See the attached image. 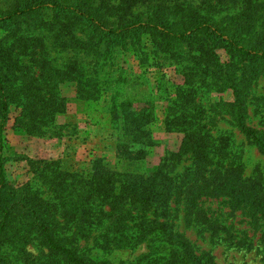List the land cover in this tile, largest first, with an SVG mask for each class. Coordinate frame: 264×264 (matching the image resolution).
Instances as JSON below:
<instances>
[{"label": "trees", "instance_id": "obj_1", "mask_svg": "<svg viewBox=\"0 0 264 264\" xmlns=\"http://www.w3.org/2000/svg\"><path fill=\"white\" fill-rule=\"evenodd\" d=\"M138 1L147 7L137 16L122 5L130 0H14L0 8V25L7 32L0 39V264H105L81 249V242H91L102 252L145 244L149 253L143 264H217L176 230L177 213L182 211L186 223L199 226L212 239L226 233V241L233 235L206 215L202 205L208 200H221L255 222L264 216L260 182L243 178L240 157L230 151V137H212L200 106L193 99L183 102L186 93H194L192 83L177 89L166 121L168 130L183 135L179 151L169 160L191 161L182 174L172 176L164 166L151 175L118 172L101 159L90 162L88 172H77L51 161L39 171L46 198L38 189L8 185L4 129L13 106L18 110L15 127L33 135L53 125L65 110L58 83L75 82L81 99L101 98V83L86 76L87 64L77 62L79 56L61 66L49 59L47 45L37 34L54 25L62 26L60 45L79 55L93 49L109 57L148 36L155 58L164 54L186 59L191 63L188 70L203 77L198 87H206L211 75L223 90H232L227 115L264 158V134L246 119L250 88L264 76V0ZM73 28L84 39H76ZM219 49L230 56L226 66L219 61ZM119 103H112L114 122V115L122 113ZM148 111L127 110L126 119L116 122L120 159L140 161L153 144L145 129L152 117ZM33 243L40 249L36 256L27 251Z\"/></svg>", "mask_w": 264, "mask_h": 264}, {"label": "rangeland", "instance_id": "obj_2", "mask_svg": "<svg viewBox=\"0 0 264 264\" xmlns=\"http://www.w3.org/2000/svg\"><path fill=\"white\" fill-rule=\"evenodd\" d=\"M130 1L122 5L131 10L132 16L145 11L147 5L138 0ZM13 2L14 0H0V8L5 9ZM61 27H47L37 34L44 39L43 44L47 45L49 59L61 66L68 59L73 61V58L79 56L76 61L87 64L86 76L92 75L101 83V98L96 101L81 99L75 82L58 83V91L65 99V110L57 114L53 125L33 135L15 127L18 110L14 109L15 106L10 109L9 120L4 129V171L6 181L12 189H38L43 193L42 197L46 198L39 171L45 163L51 161L60 162L63 168L77 172H88L90 162L101 159L118 172L151 175L164 166V170L172 176L182 174L191 161L189 157L179 163L169 160L170 154L179 151L183 135L168 130L166 121L169 108L173 106L177 96V89H186L192 83L194 93H186L183 102L193 99L200 106L205 130L212 137H230V151L240 157L243 178L257 179L264 194V158L235 130L227 115V106L234 101L232 90H223L211 75L205 78L206 87H198L199 79L203 77L188 70L191 63L186 59L172 60L164 54L155 58L151 54L148 36L140 38L133 45L114 51L109 57L93 49L87 54L81 50L79 55L72 48L64 49L60 45L59 42L64 37L60 32ZM257 27L259 32L263 31L260 23ZM73 31L76 39H84L75 28ZM6 33V29L0 25V39ZM178 51L181 53L182 50ZM217 55L222 65L230 63V56L225 50L219 49ZM29 64L32 63L29 61ZM200 65V69H203L204 61ZM260 98H264V76L259 77L250 88L246 113L247 123L264 134V101ZM114 101L120 102L122 111L114 115L117 123L126 119L127 110L138 114V111L148 109L152 113L145 129L150 130L153 144L144 149V158L140 161H125L117 155L115 145L119 131L116 130L117 123L111 116ZM128 144L131 145V142ZM202 208L209 218L229 228L233 238L226 241V233H223L219 238L212 239L199 226L186 223L184 213L179 211L174 219L176 230L198 252H209L217 264H264V216L255 222L245 212L233 211L221 200H208ZM92 246L91 242H81L79 247L89 250L92 257L99 258L105 264H143L144 257L149 253L145 244L109 252H102ZM27 251L36 256L40 249L33 243L27 247Z\"/></svg>", "mask_w": 264, "mask_h": 264}]
</instances>
